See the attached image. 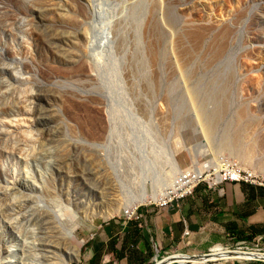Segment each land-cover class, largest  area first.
<instances>
[{"label": "rangeland", "instance_id": "374dc122", "mask_svg": "<svg viewBox=\"0 0 264 264\" xmlns=\"http://www.w3.org/2000/svg\"><path fill=\"white\" fill-rule=\"evenodd\" d=\"M221 157L264 187V0H0V264H73ZM221 245L168 264H264V230Z\"/></svg>", "mask_w": 264, "mask_h": 264}, {"label": "crops", "instance_id": "0c3cea01", "mask_svg": "<svg viewBox=\"0 0 264 264\" xmlns=\"http://www.w3.org/2000/svg\"><path fill=\"white\" fill-rule=\"evenodd\" d=\"M138 214V220L118 216L99 224L73 264H150L168 253L194 260L225 241H246L253 228L262 235L264 187L203 184L192 195L161 207H141Z\"/></svg>", "mask_w": 264, "mask_h": 264}, {"label": "bare ground", "instance_id": "6f19581e", "mask_svg": "<svg viewBox=\"0 0 264 264\" xmlns=\"http://www.w3.org/2000/svg\"><path fill=\"white\" fill-rule=\"evenodd\" d=\"M101 3L99 2L98 4L100 5ZM93 11L96 12V13H98L96 10H93ZM103 11L106 12L107 11V8L105 10H103ZM105 12H104V14H105ZM106 17H107V15L105 16V19H106ZM108 19H106L105 22H103V23L102 22L99 23L101 25L96 24L94 26L95 27V30H96L95 32L97 33V35H99V34L102 35V33L104 31H106L105 29L107 28ZM94 20H95V18H94ZM97 20L99 21V19H97ZM95 37H96V35H95ZM99 39H100V35H99ZM99 48H100V46H99ZM233 132H234V130L232 131L229 128H226L224 130V135H223L224 138L226 139V137H228L230 139V137L232 136ZM233 136H235V135H233ZM223 146L226 147L227 146V143L225 142ZM227 159L225 157H221L219 160L215 161L214 163H212L211 161H207V162H205V164H200V172H197V173L195 172L194 173V172H191L192 170L187 171V173L184 174L183 179L181 180V182L178 183V184H176V185H174V186H172V187H169V185H167V183L165 182V183H163V185L159 189H154V191H150V192H147V191L141 192L140 196L138 198H136L135 201H133L131 203V206L127 210H130L131 211V210L135 209L137 206L141 205L142 203H158V202L163 201L166 198H169L170 195L176 194L179 190L183 189L189 183L190 176H192V175H197V176L198 175H202L203 172H204V170H206V169L207 170L209 169L211 171V174L213 175V178H211L212 181L214 183H218L223 178V174H222L223 171H225V173H227V172L232 173V170L227 168V167H230V165H231V163L229 161H227ZM204 178L205 179H210L209 178V174H207ZM157 184L158 183H155V184L153 183L152 186H156ZM159 192H161V193H159ZM111 216H112V214L109 213V214H107V216L105 218L107 219V218H110ZM203 258H205V256L200 257V258H196L194 260L199 261V260H201ZM187 260H189V259L188 258H185L183 256H171L170 258L165 259L163 262H165L166 264H168L170 262H175V261H177V262H179V261L180 262H185Z\"/></svg>", "mask_w": 264, "mask_h": 264}, {"label": "built area", "instance_id": "2783aa9c", "mask_svg": "<svg viewBox=\"0 0 264 264\" xmlns=\"http://www.w3.org/2000/svg\"><path fill=\"white\" fill-rule=\"evenodd\" d=\"M228 169L232 170V173L227 172L225 173V171L222 172L223 174V178L218 182V183H214L211 179V171L208 169L204 170L202 175H192L189 178V183L181 190H179L176 194H172L170 195L169 198L164 199L161 202L155 203L157 206H165L169 203H171L172 201L178 200V199H182L187 197L188 195H192L195 188L198 187L202 182H206V185L208 187H216L218 185H220L223 182H244V183H248V184H252V185H261V183H259L257 180H255V176L252 175L249 172H245L242 171L239 167H237L234 164H231L230 167H227ZM209 174V178L210 179H205L204 177ZM177 177V175L175 176ZM181 177H178L177 180H179ZM207 180V181H206ZM211 180V182H210ZM147 206V205H145ZM139 208H141V205L137 206L135 209L133 210H126L122 213L121 216H123L125 219L127 220H138L140 218L139 214H138V210Z\"/></svg>", "mask_w": 264, "mask_h": 264}, {"label": "trees", "instance_id": "16d2710c", "mask_svg": "<svg viewBox=\"0 0 264 264\" xmlns=\"http://www.w3.org/2000/svg\"><path fill=\"white\" fill-rule=\"evenodd\" d=\"M251 231H252V235L254 236L255 234H259V233H261L258 229H256V228H253V229H251ZM251 235V236H252ZM250 239V238H249ZM248 240V239H247Z\"/></svg>", "mask_w": 264, "mask_h": 264}]
</instances>
